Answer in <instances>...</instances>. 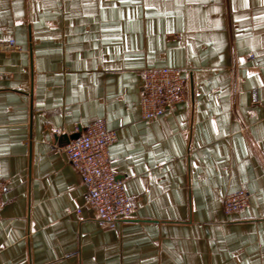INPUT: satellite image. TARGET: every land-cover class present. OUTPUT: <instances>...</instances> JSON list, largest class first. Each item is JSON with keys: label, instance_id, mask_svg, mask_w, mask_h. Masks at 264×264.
Returning a JSON list of instances; mask_svg holds the SVG:
<instances>
[{"label": "crops", "instance_id": "0c3cea01", "mask_svg": "<svg viewBox=\"0 0 264 264\" xmlns=\"http://www.w3.org/2000/svg\"><path fill=\"white\" fill-rule=\"evenodd\" d=\"M11 38L0 264H264V0H0ZM147 66L190 71L187 98L150 120ZM97 119L134 205L117 226L84 206L61 149ZM241 187L250 205L227 216Z\"/></svg>", "mask_w": 264, "mask_h": 264}, {"label": "built area", "instance_id": "2783aa9c", "mask_svg": "<svg viewBox=\"0 0 264 264\" xmlns=\"http://www.w3.org/2000/svg\"><path fill=\"white\" fill-rule=\"evenodd\" d=\"M0 49L15 50L18 44L11 38L2 43ZM189 72L176 66L145 67L140 91L142 117L150 120L175 112L188 96ZM117 138L116 130L108 128L104 119H97L90 122L79 137L61 147L87 189L84 206L94 209L98 219L109 226L123 223L134 210L125 180L117 176L110 163L109 147ZM5 188V181L0 180V195ZM250 200L251 193L244 187L228 192L223 197L224 213L230 216L241 211L250 205ZM2 206L0 200V215ZM80 210L81 207L77 209Z\"/></svg>", "mask_w": 264, "mask_h": 264}, {"label": "water", "instance_id": "95a60500", "mask_svg": "<svg viewBox=\"0 0 264 264\" xmlns=\"http://www.w3.org/2000/svg\"><path fill=\"white\" fill-rule=\"evenodd\" d=\"M81 132H76L74 135L71 136L72 139H75L80 136Z\"/></svg>", "mask_w": 264, "mask_h": 264}]
</instances>
